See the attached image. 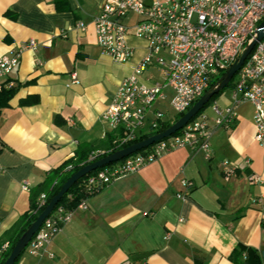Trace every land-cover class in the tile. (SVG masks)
<instances>
[{
	"label": "crops",
	"instance_id": "1",
	"mask_svg": "<svg viewBox=\"0 0 264 264\" xmlns=\"http://www.w3.org/2000/svg\"><path fill=\"white\" fill-rule=\"evenodd\" d=\"M56 1L0 0V58L37 44L23 49L12 74L16 93L0 114V256L4 235L29 210L30 191L80 146L105 149L114 132L102 115L145 53V43L133 38L127 64L100 52L91 21L104 0ZM232 103L229 92L211 105ZM165 104L156 107L165 111ZM207 116V156L175 149L106 186L61 226L48 248L52 258L24 252L17 264H241L238 247L264 252V148L254 141L253 109L239 105L228 127L215 126L212 111Z\"/></svg>",
	"mask_w": 264,
	"mask_h": 264
},
{
	"label": "built area",
	"instance_id": "2",
	"mask_svg": "<svg viewBox=\"0 0 264 264\" xmlns=\"http://www.w3.org/2000/svg\"><path fill=\"white\" fill-rule=\"evenodd\" d=\"M263 20L264 0H104L91 21L100 52L115 63L127 64L134 56L128 39L145 43L144 55L132 73L120 82L102 115L109 130L114 132L113 147L118 151L142 137L159 134L165 124L191 108L256 38ZM76 28L84 32L87 25L78 22ZM36 46V42L29 41L24 48L34 50ZM24 48L12 49L0 58V92L16 88L12 74L19 66ZM147 72L150 74L145 76ZM234 78L230 86L232 105L223 109L210 106L215 126L228 127L236 117V108L249 104L253 109L254 141L264 148V37L255 43ZM77 83L73 74L71 84ZM157 103H167L172 114L156 107ZM208 120L203 112L177 135L83 177L78 185L83 198L77 206L67 209L57 205L25 252L52 258L49 245L76 210H87L90 196L165 153L188 147L207 156L211 134ZM105 154L103 150L92 152L88 164ZM222 165L227 176L233 174L227 162ZM249 179L252 183L260 182L255 175ZM184 185L190 184L184 182ZM27 187L26 183L22 186L24 190ZM38 202L44 207L45 197L41 195ZM260 203V199L252 201L253 205Z\"/></svg>",
	"mask_w": 264,
	"mask_h": 264
},
{
	"label": "trees",
	"instance_id": "3",
	"mask_svg": "<svg viewBox=\"0 0 264 264\" xmlns=\"http://www.w3.org/2000/svg\"><path fill=\"white\" fill-rule=\"evenodd\" d=\"M55 3L56 4L60 3L63 5L66 4L64 0H57ZM5 15L6 17H9V14H5ZM214 84L215 83H212L211 87ZM230 86H231V82L227 85V87L230 88ZM224 90L225 89H223L216 96H214L211 99V101L193 119L197 118L201 113H203L204 110L208 108L216 100V98L219 97L223 93ZM15 93H16V88L11 89V90H4L0 92V114L3 109L8 108L9 102L14 97ZM30 103H31L30 101H23L21 105H28ZM189 109L190 108H188L185 112L177 115L174 118L173 122L165 124L158 131V133H161L164 130H166L168 127H170L174 122H176L180 117H182ZM178 133H176L175 135H177ZM146 138L148 137H142L137 142L145 140ZM112 141H113V137L108 136V138H106L104 142L105 149H101V150L106 152L105 156L110 155L117 151V149L113 147ZM94 151L96 150L93 147L85 146V145L80 146L78 150L76 151L73 158L66 161L56 170L50 171L48 175L46 176V179L44 180L43 184L30 191L29 210L25 212L24 214H22L18 218L16 223L13 225V227L4 235V239L8 241V246L6 250L3 251L0 256V264H3L5 262L13 246L19 239V237L36 220L37 216L45 208L46 205L44 207L40 206L38 202L39 197L43 195L45 197V202L47 204L50 201V199L58 193L61 186L69 179V177L72 174L76 173L77 171H79L81 168H83L84 166L88 164L89 155ZM93 173L94 172H91L89 175ZM82 180L83 178H81L76 184H74L68 190V192L63 196V198L59 202L58 206L63 205L67 209H74L77 206L80 199L83 198V195L79 191V186H78ZM69 196L71 197L70 199H68ZM0 250H1V246H0ZM237 251L245 253V258L241 262V264H261V257L257 250L252 249V248L238 247ZM19 258L15 261L14 264H17Z\"/></svg>",
	"mask_w": 264,
	"mask_h": 264
},
{
	"label": "water",
	"instance_id": "4",
	"mask_svg": "<svg viewBox=\"0 0 264 264\" xmlns=\"http://www.w3.org/2000/svg\"><path fill=\"white\" fill-rule=\"evenodd\" d=\"M264 37V20L260 23L258 30L256 32V38L245 48L244 52L240 55L238 60L232 64V66L223 74L218 81L209 88L195 104L176 122H174L170 127L159 134H155L132 144L126 148L120 149L110 155H107L95 162L87 164L81 168L76 173L72 174L69 179L61 186L58 193L53 196L50 201L46 204L43 211L37 216L36 220L25 230V232L19 237L15 245L13 246L8 258L3 264H14L15 261L20 257L24 252L26 246L34 236V234L39 230L44 220L50 215L54 208L59 204L63 196L68 192V190L76 184L81 178L90 174L91 172L101 169L112 163L121 161L124 158H127L139 151H142L154 143L160 142L163 139L169 138L174 135L182 128H184L210 101L216 96L219 92L227 87V85L234 78L237 71L240 69L241 65L250 54L254 45L257 41L261 40ZM261 261L264 263V252L260 254Z\"/></svg>",
	"mask_w": 264,
	"mask_h": 264
},
{
	"label": "rangeland",
	"instance_id": "5",
	"mask_svg": "<svg viewBox=\"0 0 264 264\" xmlns=\"http://www.w3.org/2000/svg\"><path fill=\"white\" fill-rule=\"evenodd\" d=\"M131 19H133V17H131ZM149 74H150V73L147 72V73L145 74V76H148ZM219 78H220V77H218V79H219ZM234 79H235V78H234ZM234 79H233V80H234ZM229 92H230V88H229V87H226L222 94H229ZM163 109H165V111H168L169 114H172V112H171V110L169 109V107H168L167 104H165V105L163 106ZM204 112H206L207 114H210V113H211V109H210V107L206 108V109L204 110Z\"/></svg>",
	"mask_w": 264,
	"mask_h": 264
}]
</instances>
